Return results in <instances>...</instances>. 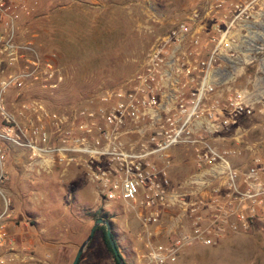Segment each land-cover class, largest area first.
<instances>
[{"label": "built area", "instance_id": "obj_1", "mask_svg": "<svg viewBox=\"0 0 264 264\" xmlns=\"http://www.w3.org/2000/svg\"><path fill=\"white\" fill-rule=\"evenodd\" d=\"M84 1L98 8L116 0ZM140 1L143 28L167 26L132 73L70 110L30 102L26 117L17 113L28 121L23 129L4 112L1 93L26 82L55 89L61 79L49 83L52 62L19 39V15L29 13L21 0H0V66L22 65L0 81V264H50L11 233L27 221L4 191V143L25 151L29 173L79 169L97 205L119 200L133 211L137 264H174L186 249L246 233L263 212L264 0H198L172 20ZM254 123L257 137L246 126ZM173 155L191 166L177 180Z\"/></svg>", "mask_w": 264, "mask_h": 264}, {"label": "rangeland", "instance_id": "obj_2", "mask_svg": "<svg viewBox=\"0 0 264 264\" xmlns=\"http://www.w3.org/2000/svg\"><path fill=\"white\" fill-rule=\"evenodd\" d=\"M78 1L84 7H74L76 2L69 0H21L29 13L19 15V39L30 38L38 57H47L52 62L54 77L49 83H53L55 77L61 79L55 89L46 90L38 82L31 85L26 82L23 88H11L1 93L4 112L12 115L23 129H27L28 121L17 113L21 112L26 117L23 107L30 102H36L48 111H66L83 103L93 90L120 84L132 73L134 62L147 49L152 34L167 26L149 23L147 29L143 28L144 5L140 0H116L113 4L104 5L111 7L98 8L90 7L84 0ZM196 1L149 0L155 12L165 20L177 18L183 9L191 7ZM126 4L128 6L124 7ZM96 38L99 41L94 46L92 42L89 43L90 40L96 41ZM21 66L18 63L10 69L1 65L0 81ZM3 125L0 118V131L4 129ZM246 126H249L248 130L254 137L262 133L258 123ZM1 146L6 155L4 165L7 179L4 191L18 217L27 221V226L23 228L32 229V239L57 245L64 239L63 235L60 236L64 230L73 234L81 231L82 234L79 238L74 235L71 251L36 248V254H47L50 264H70L77 247L90 229L80 223L82 221L79 218L84 219L86 215L84 210L90 213L100 211L109 219L120 247L129 251L138 248L136 234L140 230L139 221L134 212L125 208L119 200L103 209L94 202L91 194L85 192V202L92 206L88 208L75 199L80 188L62 182L60 178L63 175L56 172L42 182L38 179V182L34 181L26 187H13L9 182L7 165L16 159L14 154L22 153V150L6 143ZM176 166L179 169H174V176L183 172L184 163L180 162ZM71 181L85 184L79 174ZM262 210L246 233L228 236L211 247L186 249L174 264H264V208ZM61 219L63 221L58 223ZM82 257H86L87 262L79 264H112L104 251L99 232L93 234Z\"/></svg>", "mask_w": 264, "mask_h": 264}, {"label": "crops", "instance_id": "obj_3", "mask_svg": "<svg viewBox=\"0 0 264 264\" xmlns=\"http://www.w3.org/2000/svg\"><path fill=\"white\" fill-rule=\"evenodd\" d=\"M69 1H72V2L75 1L76 2V3H74V7H84V4L79 3L78 0H69ZM46 7H48V6H46ZM102 7H111V6H102ZM14 157L16 159L15 160L12 159V161H10L7 165V172L9 174V182H10V185L13 187H18V188L23 187V186L26 187V186H29L30 184H33L34 181L38 182V179L40 182H42L43 179L50 178V176L54 172H56V173H58V175H60L59 172L56 170H52V171L49 170V172H46V173H44L43 171H40L39 174L35 173V171L29 173L27 171V167H26V153L24 150H22V153H15ZM76 174L81 175V177L83 178L86 185L84 183L76 184L75 182L71 181L72 178ZM61 177L62 178H60V179L62 182L66 181V182H68V185H71V184L74 185L75 184L77 187H79L80 188V190L78 191L79 195L75 194V199L78 202L84 203V205H86L88 208H92V206L88 205L85 202V195H83V193L85 194V192L92 195V191H91V188L88 185V183L85 181L82 172L79 169L70 168ZM68 185L66 184V186H68ZM79 219L82 221L80 223L85 224L86 227L89 226L88 220L83 219V218H79ZM62 221H63V219H61L58 223H60ZM110 224H111V230L110 231L113 232V234L115 235L112 223L110 222ZM28 228L29 227L20 229L19 227H16V228L12 229L11 233L17 239L22 238L23 240L31 243L33 249H35V250H36V248H40L42 250L49 249V250H53V251L55 250L56 251L58 248H60L61 251L62 250L71 251L72 246L74 245L73 244L74 235L77 236L78 238L82 235L81 231L76 233V234H73L71 232L69 233V231L64 230L63 234H60V236L63 235V237H64L63 241L59 242L60 245H55V244H51V243H47V242L46 243L35 242L36 240L32 239V233H33L32 229L31 228L28 229ZM39 231H41V229ZM42 232H43V230H42ZM115 243L117 245L118 252H119L120 256L122 257L124 264H137V262L134 258V255H133L134 254L133 251H136V249H131L130 250L131 252H130L129 250L124 249V247L123 248L120 247V245L116 239H115ZM87 246H88V244L84 247L77 264H79L80 262H83V263L87 262V258L82 257L84 252H86V250H87ZM129 253H130V255H129Z\"/></svg>", "mask_w": 264, "mask_h": 264}, {"label": "trees", "instance_id": "obj_4", "mask_svg": "<svg viewBox=\"0 0 264 264\" xmlns=\"http://www.w3.org/2000/svg\"><path fill=\"white\" fill-rule=\"evenodd\" d=\"M94 40H96V41H91L90 40V42H89V43L92 42L93 46H94V44L97 41H99L97 38L94 39ZM93 51H95L94 47H93ZM180 162L183 163L182 160L180 159V157L178 155H173V157H172L173 170L172 171H174L175 168L176 169H179L178 166H176V164H178ZM181 170L183 172L182 173H179L177 176H174V174L172 175L173 178H174L173 180H177V179L181 178L182 176L187 175L191 171L190 164H188L187 166H185V164H184V166H182V169ZM84 211H85L86 215H84L83 217H84V219L88 220L89 228L91 226V223L95 219H103V220H106V221L110 222L109 219L103 213H101L100 211H94L93 213H90L87 210H84ZM95 232H99L100 233L101 243H102V245L104 247L105 252L111 258L112 264H118V262L116 261V259L112 255L111 249L109 247L108 241H107L106 236H105V229H104V227L101 226V225L97 226V228L95 229ZM110 234H111L112 239L115 241V235L113 234V232L110 231ZM57 245H60V244H57Z\"/></svg>", "mask_w": 264, "mask_h": 264}, {"label": "water", "instance_id": "obj_5", "mask_svg": "<svg viewBox=\"0 0 264 264\" xmlns=\"http://www.w3.org/2000/svg\"><path fill=\"white\" fill-rule=\"evenodd\" d=\"M99 225L103 226L105 229V236H106V239L108 241V244H109V247L111 249L113 257L116 259L118 264H124L122 257L118 253L117 245H116L115 241L112 239L111 234H110L111 224H110V222L103 220V219H95L92 222V225L88 231V234L86 235L85 239L77 247L70 264H77L78 263L79 257L81 255L84 247L91 240V238L95 232V229Z\"/></svg>", "mask_w": 264, "mask_h": 264}]
</instances>
